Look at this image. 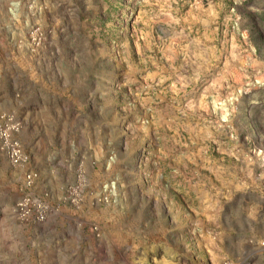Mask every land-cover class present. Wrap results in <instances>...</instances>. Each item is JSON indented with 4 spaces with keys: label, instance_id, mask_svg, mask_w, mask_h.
I'll list each match as a JSON object with an SVG mask.
<instances>
[{
    "label": "rangeland",
    "instance_id": "374dc122",
    "mask_svg": "<svg viewBox=\"0 0 264 264\" xmlns=\"http://www.w3.org/2000/svg\"><path fill=\"white\" fill-rule=\"evenodd\" d=\"M0 264H264V0H0Z\"/></svg>",
    "mask_w": 264,
    "mask_h": 264
}]
</instances>
